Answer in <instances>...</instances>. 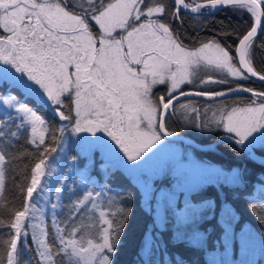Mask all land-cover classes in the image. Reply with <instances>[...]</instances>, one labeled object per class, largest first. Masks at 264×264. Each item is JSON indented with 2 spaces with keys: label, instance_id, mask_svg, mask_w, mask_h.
Here are the masks:
<instances>
[{
  "label": "snow or ice",
  "instance_id": "1",
  "mask_svg": "<svg viewBox=\"0 0 264 264\" xmlns=\"http://www.w3.org/2000/svg\"><path fill=\"white\" fill-rule=\"evenodd\" d=\"M225 6L251 16L250 29L236 34L234 47L214 38L187 48L164 19L167 15L183 25V10L202 23L197 17L207 18ZM258 29L264 31V0H0V141L7 138L11 143L26 133L27 144L35 148V153L24 150L16 155L0 150V208L8 210L6 221L0 216V248L5 250L0 264H114L129 210L119 193L109 196L110 188H89L95 151L114 152L109 141L131 168L140 167L136 162L154 149V155L166 152L172 143L166 138L179 136L169 130L170 116L201 132L222 128L227 135L220 138L221 144L245 145L257 139L264 143V91L239 83L251 77L264 82L252 59ZM233 82L235 87L227 91L205 87ZM185 85L196 90L186 91ZM158 86H165L159 96ZM241 91L251 93L248 104L219 107L210 117V108L202 113L193 101L182 102ZM29 99L68 123L51 126L28 105ZM69 125L79 137L73 141L79 152L72 159L83 158L85 163L73 171L78 175L76 188L57 178L58 202H52L45 199L48 178L55 171L49 158ZM24 156L31 166L29 170L24 165L16 184L22 200L12 207L5 201L8 166ZM184 159L178 158L177 166ZM260 191L264 193V185ZM62 193L68 194L67 203L60 202ZM260 199L264 202V195ZM41 201L50 204V225L45 209L38 206ZM202 207L208 213L214 209L208 199ZM187 208L191 215L200 210L190 202ZM223 227L225 233L232 232L231 224ZM161 243L146 231L140 249L143 264H155L152 258ZM163 264L186 261L173 256Z\"/></svg>",
  "mask_w": 264,
  "mask_h": 264
},
{
  "label": "trees",
  "instance_id": "2",
  "mask_svg": "<svg viewBox=\"0 0 264 264\" xmlns=\"http://www.w3.org/2000/svg\"><path fill=\"white\" fill-rule=\"evenodd\" d=\"M166 3H171V0H165ZM195 14L185 13L181 11V18L183 25L178 20H171V17L165 16L166 21H170L172 30L178 33L180 40L185 47L191 48L201 42H206L210 39H217L223 46L234 47L237 40L236 34H243L252 24L251 16L246 10L234 9L231 6H225L215 11L214 15L207 18L197 17L202 23H197L191 17ZM231 33V35H226ZM264 31L260 29L253 45V67L260 73L264 74ZM233 82L231 85H214L213 89L227 90L229 87H235ZM240 84L254 89L256 91H264V83L253 81L251 79L239 81ZM185 89H196L191 85H185ZM163 90L158 88L155 90V95L162 94ZM18 96L21 94L18 92ZM193 101L199 108H213V105L222 107H233L236 105L248 104L252 99L251 93L238 92L234 95L227 97H220L214 100H207L199 97H187L183 100ZM67 102V101H66ZM29 106H32L38 114H41L51 126L59 128V121L52 115V112L46 107L35 103L29 99L27 101ZM170 116L168 119V127L179 130L180 132L188 133L191 138L198 142H208L216 138L222 133L221 130L212 129L211 132L205 131L194 133L190 129L185 128L178 118ZM66 122V121H65ZM68 122H66L67 124ZM177 125L179 127H177ZM70 126V125H69ZM177 127V128H176ZM57 137L60 136L56 132ZM26 133L21 135L18 139L12 138L11 143L5 138L0 141V150L10 152L14 155L27 150L29 153H35L34 146L27 144ZM182 144L188 145L186 143ZM5 144H9L5 147ZM56 146V145H53ZM209 148L201 150L191 147L193 153L201 159L216 163L221 167H236L240 174L241 182L227 183L219 181L216 185L211 181L207 182L205 186L200 189L190 190L186 192H179L177 198L178 202L196 203L205 199H211L214 205L213 212L208 213L199 210V216L195 221V226L203 234L202 243L198 244L184 236L175 233L177 225L174 224L175 219L171 214L166 213L162 221V225L157 227L153 221V216L149 209H146L141 203L140 188L129 178V176L122 171L119 167L109 166L108 163H100L99 158L96 156V165L104 170V179L109 186L112 187L111 193H119L120 199L124 201V206L129 210V217L125 225V230L122 234L121 242L118 251L114 258V264H143V259L140 255L142 241L146 231H152L154 235L158 236L161 243V248L153 256L155 264H163V261L170 259L173 256L182 257L186 264H207L204 251L215 246H221L220 241V225L217 218V213L221 203L228 201L234 212V224L239 225L241 221H246L252 229L261 237L264 238V202L261 201L260 186L264 185V164L256 162L254 159L248 157L247 149L234 144H221L216 143ZM253 150L261 155V151L253 147ZM77 157V156H75ZM263 159V158H262ZM264 160V159H263ZM77 165L82 161L77 158ZM31 166V159L24 156L22 160L14 161L8 166V180L5 189V201L9 206L18 207L22 198L19 196L16 184L20 182L22 174L24 173V165ZM99 177L100 167L91 168ZM97 170V171H96ZM19 173V175H18ZM164 177L160 176V181ZM158 180V179H157ZM156 180V181H157ZM0 216L5 221L8 218L7 208H0ZM188 220L185 223L187 224ZM194 221V220H193ZM46 223L50 225V221L46 218ZM50 231V229H49ZM7 233L5 231L4 237ZM51 240V236L49 237ZM234 241H232V248L234 249ZM4 249L0 248V255H4Z\"/></svg>",
  "mask_w": 264,
  "mask_h": 264
},
{
  "label": "rangeland",
  "instance_id": "3",
  "mask_svg": "<svg viewBox=\"0 0 264 264\" xmlns=\"http://www.w3.org/2000/svg\"><path fill=\"white\" fill-rule=\"evenodd\" d=\"M199 45L200 44L191 48H196ZM191 86L195 87L194 85ZM213 86L214 85H207L205 87L212 88ZM164 87L165 86H158V90H164ZM182 102H184V100ZM212 107L211 111L208 112L209 117L212 115V112L217 111V109L222 106L213 105ZM200 109L203 113L205 108L202 107ZM178 120L185 128L190 129V131H194V133L199 132V130L189 128L183 123L181 118H178ZM63 124H66V122L59 121V127ZM177 127L179 126L177 125ZM213 129L218 128L213 127ZM169 130L177 132L179 136L182 137H191L188 133L180 132L176 129L169 128ZM218 130H221L222 133H224L222 128H219ZM84 135L87 134H79V136ZM98 135L102 136L103 134ZM78 138L77 135L71 133L69 126L68 131L64 133V140L61 145H56L58 151L53 153L52 157L49 158L52 161V167L55 171L53 172V176L48 178L50 190L47 193L46 200L50 199L52 202H58L54 194V188L59 186L56 184L57 178L64 179L69 187L76 188L78 186V175L74 176L73 171H78L85 163L84 159L80 158L82 162L77 165V159H72L77 156L79 152V148L73 144V141ZM104 138L107 139V137ZM166 140L172 141L169 149L164 153H158L155 155L153 154L155 149L152 150V152L146 153L145 157L142 158V161L136 162L140 165L138 168L129 167L128 165H130V162L127 161L124 154L120 152L111 141H109V143L112 144L114 152H105L97 149L95 155L97 154L100 163H108L109 166L119 167L140 188L141 203L146 209L151 211L153 221L157 227L162 225L166 213L171 214L175 219L174 224L177 225L175 233L184 236L186 235L192 242L201 244L204 233L198 230L195 226L199 211H197L195 215H191L187 208L188 203L181 201L177 203L179 192L181 191L184 193L186 191L200 189L210 181L215 185L219 181L239 183L241 182V176L236 167H221L216 163L205 161L193 153L191 146L182 144L176 139ZM249 140H252V137H249ZM249 144L252 147L258 148L261 151L260 156L264 159V143L257 139ZM181 156L186 157V159L177 166V160ZM73 165H75V168H73ZM96 167H100V173L96 170L100 177L90 169L89 175L92 182L89 184V188L91 189L95 186L96 190H100L101 186H105L112 189L104 179V170L101 168L103 166L98 165L93 168ZM160 176L164 177L161 181L159 180ZM234 177L238 178L234 179ZM74 180L77 181L76 184L73 183ZM67 195V193H62L64 199L60 202L67 203ZM111 195L112 193L110 192L109 196ZM107 199L108 197H101V200L103 201H106ZM208 200L213 202L211 199ZM202 202L203 200H200L194 204L191 203V205L202 210ZM38 206L45 209V218H48L51 223L50 204L41 201ZM234 216L231 204L228 201L221 203L217 218L220 225L219 236L222 244L221 246H215L204 251L207 264H264V238L259 236L246 221H241L239 225H235V218L233 219ZM191 219L194 221L192 220L187 224L185 223ZM226 223L232 225L231 233H225L223 226ZM232 241L235 243L234 249L232 248Z\"/></svg>",
  "mask_w": 264,
  "mask_h": 264
},
{
  "label": "water",
  "instance_id": "4",
  "mask_svg": "<svg viewBox=\"0 0 264 264\" xmlns=\"http://www.w3.org/2000/svg\"><path fill=\"white\" fill-rule=\"evenodd\" d=\"M182 12H185V11L182 10ZM250 27H251V25H250ZM250 27L243 34H245L250 29ZM236 43H238V41ZM251 80L257 81V82H260V83H264V82L259 81L257 77H251ZM185 90L188 91V90H196V89H185ZM224 91H227V90H224ZM236 93H238V92L229 93L227 96H231V95H234ZM227 96H224V97H227ZM192 97H195V96H192ZM199 98H204V97H199ZM218 98H220V97H218ZM225 135H227V134L226 133H221L216 138H214V139H212V140H210L208 142H198V141H196L195 139H193L191 137H182V136L168 137L166 139H176V140L182 141L183 143H186V144L190 145L193 148L204 150V149L209 148L208 147L209 145L212 146V145L218 143L220 138L224 137ZM239 146L244 147V148L247 149L248 157L254 159L258 163L264 164V163H262V161H264L262 159V157L257 152H255L253 150V147L248 142H245V145H239Z\"/></svg>",
  "mask_w": 264,
  "mask_h": 264
},
{
  "label": "flooded vegetation",
  "instance_id": "5",
  "mask_svg": "<svg viewBox=\"0 0 264 264\" xmlns=\"http://www.w3.org/2000/svg\"><path fill=\"white\" fill-rule=\"evenodd\" d=\"M191 89V88H190ZM160 94H158L157 96H159Z\"/></svg>",
  "mask_w": 264,
  "mask_h": 264
}]
</instances>
